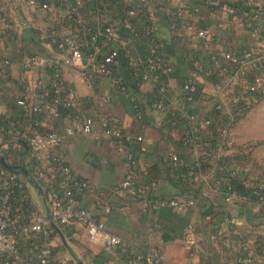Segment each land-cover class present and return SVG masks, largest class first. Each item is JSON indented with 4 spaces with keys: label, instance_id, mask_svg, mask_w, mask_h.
Listing matches in <instances>:
<instances>
[{
    "label": "crops",
    "instance_id": "1",
    "mask_svg": "<svg viewBox=\"0 0 264 264\" xmlns=\"http://www.w3.org/2000/svg\"><path fill=\"white\" fill-rule=\"evenodd\" d=\"M41 1L0 0V157H5L6 163L23 162L24 166L27 165L25 167L37 171L35 179L41 182L40 190L33 182L31 184L40 197L41 212L46 213L41 190L48 169L39 166L31 156L25 139L15 131L30 130L35 119L41 126L50 125L62 132L68 120L64 110L53 119L42 115L32 116L25 113L16 100L22 93L21 84L35 92L37 81L49 73L46 63L60 59V53L42 40L45 33L51 29L63 31L66 25L73 29L75 36L78 34L74 32L76 27L71 20L75 14L63 6L65 3L49 0L51 9L45 11L40 7ZM209 1L148 0L145 14L154 25L156 36L163 42L165 55L172 66L168 76L156 75L147 81L134 83L130 80L122 47L116 42L107 49L117 50V73L126 84V91L114 88L107 77L98 78L93 85H88L81 74L80 65L62 64L60 67L63 81L77 94L74 110L93 117L96 132L66 137L59 147V153L73 173L87 179L96 190L95 193L79 196V204L101 218L106 230L122 238V244L106 247L100 240L89 241L79 225H57L60 233L55 231L52 234L54 258L65 259V264L77 263L78 259L84 264H130L129 260L143 250H152L161 252L171 264H239L234 256V251L239 248L233 247L228 252L213 237L215 222L227 215L239 236L247 238L245 253H249L257 264L263 263L264 210L254 202L244 201L238 205L225 203L214 189L217 158L230 157L232 151L227 150L220 139L216 149L207 150L203 139H210L216 134L210 126L202 128L200 141L183 140L187 127L182 125L171 130L163 129L158 124L166 116V111L152 107L156 89L163 84L167 110H178L181 115H186V107L191 106L192 115L210 117L214 107L220 105L222 111L228 114L231 111L228 93L239 92L248 80L249 74L238 76L230 68L225 73L230 79V89L226 91L227 88L220 81L225 77L224 72L211 70L212 62L218 57L221 66H224L226 62L219 55L222 51L240 53L250 45L261 43L257 28L264 30V22L243 16L245 0H218L217 6L210 5ZM129 4V0H120L105 10L96 0L85 5L81 14L89 21L101 24L120 17ZM231 4L237 5L238 13H228ZM181 9L186 12L181 13ZM203 28L209 31L207 38L196 34L198 29ZM143 45L137 40L127 49L140 56ZM27 57L35 59L31 68L23 67ZM194 61L202 66L197 78L198 95L192 102H185L182 85ZM263 70L264 65L260 71ZM135 104L140 111L135 109ZM101 116L108 117L124 131L141 136L142 140L136 144L116 143L112 137L100 132ZM172 155L186 165L200 155L211 157V166L199 172L192 184L193 189L198 188L201 193L194 206L169 212L152 211L144 200L119 190L126 168L132 163L142 184L147 183V168L152 165L158 167L160 176L152 184L154 196L181 194L177 180L182 169L172 161ZM99 194L110 207L107 214L94 205L95 197ZM210 205L222 208V214H204L203 209ZM23 216L22 213L15 214L17 220H22ZM185 235L186 238H183ZM31 240L36 238L28 239L26 236L19 241L26 258L32 254ZM191 242L194 246H190ZM134 264L146 263L137 260Z\"/></svg>",
    "mask_w": 264,
    "mask_h": 264
},
{
    "label": "built area",
    "instance_id": "2",
    "mask_svg": "<svg viewBox=\"0 0 264 264\" xmlns=\"http://www.w3.org/2000/svg\"><path fill=\"white\" fill-rule=\"evenodd\" d=\"M75 16L71 20L75 23L78 36L73 34V29L66 25L63 31L51 29L42 37L47 46L55 48L60 53V59L47 62L46 66L49 73L36 83L35 92H31L28 86L22 85V93L16 100V104L27 114L42 115L47 119H53L60 115V109H64L65 117L68 123L64 126L62 132L42 125L38 120H34L32 128L16 129L15 133L25 139L31 156L39 166L48 169V174L44 179L42 196H44L47 212L34 213L27 215L26 219L17 220L13 213L12 196L16 191L19 182V174L0 167V264H65V259L54 258V245L52 243V234H55L51 223L58 226L79 225L89 241L100 240L106 247H117L122 244V238L106 230L105 223L94 213L81 206L78 198L85 193H95V188L87 179H83L73 173L71 168L64 162L59 147L65 138L75 134H86L96 132L94 125L95 119L91 116L77 113L74 107L77 102L76 91L65 84L60 74V67L65 65H80L81 74L88 85H93L96 79L107 77L111 80L114 88L126 91V85L117 73L119 57L117 50L107 49L112 43H118L124 52L125 63L133 75V82L140 83L149 80L156 75L168 76L172 72V66L164 52L163 42L155 36V29L152 23L144 27L142 16L145 13V7L148 0H129L130 4L126 7L124 13L109 22L95 24L81 14L82 8L96 0H59ZM99 3L108 10L110 6L120 0H98ZM245 6L249 11L242 13L243 16L252 20L264 22V0H245ZM210 5L217 6L218 0H210ZM41 9L47 11L51 9V2L43 0L40 3ZM228 13L234 15L238 13L239 8L235 6L228 7ZM181 13L186 12L180 10ZM145 33L146 40H141V35ZM261 43L250 45L240 53L233 51H222L219 55L226 62L221 66L218 57L213 59L211 70H219L227 73L231 70L238 76L249 74L248 80L240 87L239 92L228 93V105L231 111L225 114L220 105H216L213 114L210 117H198L189 115L194 131H201L202 128L210 126L213 122L216 125V131L220 132L222 138L227 136V129L222 122L228 118L232 120L233 111L240 106H249L255 103L258 97H264V70L260 71L264 65V30L257 28ZM198 37L207 38L209 31L206 28L196 31ZM143 42V50L140 56H135L127 46L135 41ZM35 64V59L27 57L23 61L24 68H31ZM263 64V65H262ZM192 69L182 85L185 101L192 102L194 93L198 87L197 78L202 66L198 61H194ZM220 75V73H218ZM220 78V76H218ZM228 91L230 89V79L225 76L222 80ZM158 93L152 103L155 109H165L166 88L163 84L158 86ZM2 87L0 84V95ZM135 109L140 111L138 105ZM215 114L214 118L212 116ZM168 121L165 117L159 122L163 126ZM100 132L106 136L112 137L120 145L136 144L142 140L141 136L132 135L124 131L118 124L111 121L108 117L99 118ZM41 128V129H38ZM172 161L178 165L183 164L176 155H172ZM219 172L225 171V165H219ZM232 175H240L243 184L249 191V196H242L231 186H225V191H221L222 181L215 179L214 189L223 195L224 201L230 204H240V202H254L264 210V182L253 179L239 166L228 167ZM197 173L191 169L185 176L187 183H193L197 179ZM120 191H123L131 197L144 200L147 207L152 211H157L163 207L173 209H187L196 204L195 198L179 194L176 196H149V186L139 182L138 172L132 163L126 168L124 178L120 185ZM254 199V200H251ZM95 207L102 213H109L110 207L106 204L103 197L99 194L94 200ZM22 218V217H21ZM24 221V222H22ZM231 218L227 215L222 216L215 222V232L213 237L217 239L225 249L238 247L240 256L236 259L239 264H257V262L248 253L246 254L245 244L241 246L236 241L238 232L231 225ZM28 236L31 240L30 258L24 257V252L20 247L21 238ZM185 235L183 238H186ZM27 239V238H25ZM190 242V241H189ZM190 246H194L191 242ZM137 260H144L146 264H171L165 256L159 251L143 250L140 255L129 260L134 264ZM264 264V260L262 261ZM77 264V263H74Z\"/></svg>",
    "mask_w": 264,
    "mask_h": 264
},
{
    "label": "trees",
    "instance_id": "3",
    "mask_svg": "<svg viewBox=\"0 0 264 264\" xmlns=\"http://www.w3.org/2000/svg\"><path fill=\"white\" fill-rule=\"evenodd\" d=\"M230 6L237 7V5H234V4H231ZM244 9H245V11H249V8H247L246 6H245ZM141 19L143 21L144 27L151 23V21L148 19V16L145 13L143 14ZM155 36H156V33H155ZM141 40L143 42L146 40L145 33H143L141 35ZM127 71L129 73L130 80H133L132 79L133 75H131L132 73L129 71L128 68H127ZM158 88L159 87H157V89H156V92H155L156 94L158 93ZM197 95H198V87H197V89H196V91H195V93L193 95L194 98H196ZM165 97H166V93H165ZM260 98L261 97H258V99H260ZM154 99H156V98H154ZM184 101H185V99H184ZM164 102H165V100H164ZM252 105L238 107L236 110L233 111V116H232V120L231 121H229L228 118H225V119L222 120L221 123H223L226 127H228L229 124L232 126L235 122L238 121V119ZM63 110L64 109H60V112H62ZM186 111H187L186 115H181L178 110L169 109V112L165 116V121H168V122L165 125H163L162 127H163V129H166V130L170 129L171 130L173 128H178V127H180L182 125H185L187 127V132L184 134V139L183 140H186V139L187 140H193L194 139V140L200 141L201 140V131H194L193 130V126L194 125L192 124V122L189 119V115H192L191 106L186 107ZM64 112H66V111L64 110ZM32 116H37V115L33 114ZM214 116H215V114L212 116V118H214ZM34 120L35 119H33L32 123L34 122ZM210 127H212V129L214 130V132L216 134L210 139H207V140L203 139V144H205V147L209 151L217 148L216 144L219 143L218 142L219 139L222 140V142H224V139H225V138L221 137L219 131H216L215 122H213L210 125ZM38 129H41V128H38ZM181 143H183V142H181ZM246 156L247 155H245V154H235L233 156L230 155V157L220 156V157L217 158L214 178L215 179H220L222 181V186H221L222 190L221 191L224 192L225 191V186L229 185L233 189H235L239 195L249 196V191L250 190L247 187H245V185L243 184V179L240 178V175L239 174L232 175L227 169L228 167H230V165H232V166L236 165V166L240 167L239 164L242 163V160L244 161V159H246ZM210 160H211L210 156L200 155L193 162H188L187 165L183 161V164L180 165V169H182V171L180 173H178V178L179 179L177 180L178 185L180 186L181 194L187 195V197H190V198H195V199H197L199 201L200 196H201L200 195L201 194L200 190H198V188L197 189H193L192 184L194 182L193 183H188V182L186 183L184 178L187 175V173L189 172V170H191V169L195 170L197 174L199 172H203L207 167L211 166ZM6 165H8L9 167H7ZM16 165H18V166L23 165L24 166V163L23 162H21V163H15V162L6 163L5 157H0V167L3 166L5 168H7V169L16 171L20 176L21 175L23 176L25 181H27L28 183L29 182L31 183V181L29 179H27L25 177V175L20 170H18L16 168H13ZM219 165H225V171L219 172L217 170ZM25 166H27V165L25 164ZM26 168L31 173L33 178L35 179L37 177V174L35 172H37V171L33 170V169H30L29 167H26ZM145 173H146V176H147V183L145 185L149 186V191H148L149 196L153 197L154 193L152 192V184L156 183L157 177L160 176L158 167L155 166V165H152L151 167L147 168ZM215 179H214V181H215ZM35 181L37 182V184L40 187L41 186V182L39 181V179L37 178V180L35 179ZM23 189H24L23 182L20 181V178H19V182H18V185L16 187V191H15V193L12 196L11 199H12V205H13V213H15V214L16 213H18V214L22 213L23 215H25V216H23V218L26 219L27 215L31 214L30 213V208H34V206L30 202V199L27 197V195L24 193ZM219 196L224 201L223 195L221 193H219ZM251 200H254V199L251 198ZM172 209L173 208H171V207H163V208H160L158 211L159 212H164V211L169 212ZM218 210H220V211H218ZM215 212L216 213L218 212V214L221 215L223 211H222V208H220L218 206L217 207H213L212 205H210L208 208H204L203 209V213L207 214V215L215 213ZM54 232H55V230H54ZM236 239H237L236 241H238V243H240L241 246H243L245 244L247 238H246V236H242V237H238ZM223 249L228 251V252L231 251L230 249H225V248H223ZM234 253H235V255H234L235 258H238L240 256V251H234Z\"/></svg>",
    "mask_w": 264,
    "mask_h": 264
},
{
    "label": "rangeland",
    "instance_id": "4",
    "mask_svg": "<svg viewBox=\"0 0 264 264\" xmlns=\"http://www.w3.org/2000/svg\"><path fill=\"white\" fill-rule=\"evenodd\" d=\"M224 144L227 150L232 151V156L247 155L239 164L240 169L251 178L264 182V97L258 99L232 126L229 124ZM20 181L23 182L24 193L34 206L30 208V213H41L37 190L22 175Z\"/></svg>",
    "mask_w": 264,
    "mask_h": 264
},
{
    "label": "water",
    "instance_id": "5",
    "mask_svg": "<svg viewBox=\"0 0 264 264\" xmlns=\"http://www.w3.org/2000/svg\"><path fill=\"white\" fill-rule=\"evenodd\" d=\"M6 166L9 167L8 165H6ZM13 168H16V169L20 170V171L25 175V177H26L27 179H29L31 182H33L34 185H35L37 188H39V190H40L39 185L37 184V182L35 181V179H34L33 176L31 175V173L27 170V168H26L25 166H23V165H21V166L16 165V166H14ZM43 201H44L45 207L47 208V205H46V202H45L44 196H43ZM51 225H52V227L54 228V230H55L56 232H59V233H60V230H59L58 226H57L55 223L52 222ZM77 264H84V262H83L81 259H78Z\"/></svg>",
    "mask_w": 264,
    "mask_h": 264
}]
</instances>
